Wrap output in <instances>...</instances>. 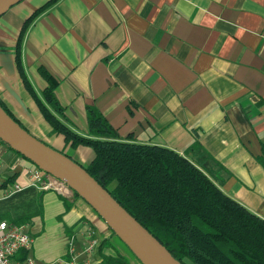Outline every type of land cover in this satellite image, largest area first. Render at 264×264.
I'll list each match as a JSON object with an SVG mask.
<instances>
[{
    "label": "crops",
    "instance_id": "0c3cea01",
    "mask_svg": "<svg viewBox=\"0 0 264 264\" xmlns=\"http://www.w3.org/2000/svg\"><path fill=\"white\" fill-rule=\"evenodd\" d=\"M44 1L20 0L0 15V99L28 131L86 164L92 148L69 147L51 129L15 66L21 23ZM20 61L37 94L40 67L55 79L64 120L76 131L86 132L92 104L117 137L177 150L264 218V0H56L25 28ZM13 155L2 145L1 182L15 171L25 183L30 162L11 167ZM42 190L40 212L23 221L26 255L100 264L101 253L120 252L81 196ZM87 238L93 243L84 250Z\"/></svg>",
    "mask_w": 264,
    "mask_h": 264
},
{
    "label": "trees",
    "instance_id": "16d2710c",
    "mask_svg": "<svg viewBox=\"0 0 264 264\" xmlns=\"http://www.w3.org/2000/svg\"><path fill=\"white\" fill-rule=\"evenodd\" d=\"M54 1L45 0L24 18L13 47L18 74L51 129L62 133L69 147L92 148L91 158L81 165L183 264H264V218L222 191L185 155L166 145L117 137L92 104L84 109L86 132L76 131L64 120L53 91L55 79L42 67L45 84L39 94L34 91L21 65L20 41L32 19ZM0 105L24 126L1 99ZM260 147L259 159L264 163V142ZM15 174H7L2 183L11 182ZM42 191L27 185L0 198V219L23 222L40 212ZM25 251L20 247L14 257L24 258ZM100 255V264H132L118 251Z\"/></svg>",
    "mask_w": 264,
    "mask_h": 264
},
{
    "label": "water",
    "instance_id": "95a60500",
    "mask_svg": "<svg viewBox=\"0 0 264 264\" xmlns=\"http://www.w3.org/2000/svg\"><path fill=\"white\" fill-rule=\"evenodd\" d=\"M18 1L0 0V15ZM0 140L77 192L141 264H183L79 162L28 131L1 105Z\"/></svg>",
    "mask_w": 264,
    "mask_h": 264
},
{
    "label": "built area",
    "instance_id": "2783aa9c",
    "mask_svg": "<svg viewBox=\"0 0 264 264\" xmlns=\"http://www.w3.org/2000/svg\"><path fill=\"white\" fill-rule=\"evenodd\" d=\"M2 141L0 140V158L2 156ZM19 154L14 153L12 156L11 167L14 166L13 162L20 158ZM23 171L26 175L25 183H21L16 179L2 185L0 179V197L6 196L11 192L21 189L24 186L32 185L38 189H53L62 194L70 192L68 185L60 178L52 175L51 173L39 168L33 163L23 165ZM31 237L27 233L23 222H14L0 219V264H20L19 259L14 257V253L20 248H27L30 245ZM93 243V238H87L84 250L90 249ZM70 250L72 247L70 246ZM25 264H48L49 262L35 261L30 255L24 256ZM65 264H88V259L83 257L77 259L71 255L65 260Z\"/></svg>",
    "mask_w": 264,
    "mask_h": 264
},
{
    "label": "rangeland",
    "instance_id": "374dc122",
    "mask_svg": "<svg viewBox=\"0 0 264 264\" xmlns=\"http://www.w3.org/2000/svg\"><path fill=\"white\" fill-rule=\"evenodd\" d=\"M22 159L26 161V159L23 158L22 156L20 158L16 159L17 165L19 163H21ZM108 236H109V240H110V237H111V242H113L116 245V247H117L116 249L119 250L121 252V254H123L124 257L127 258V260L130 263H132V264H141L140 261L130 252V250L125 246V244L114 233L110 232V234ZM108 236L104 237V239H105L104 241L110 242V241L107 240Z\"/></svg>",
    "mask_w": 264,
    "mask_h": 264
}]
</instances>
